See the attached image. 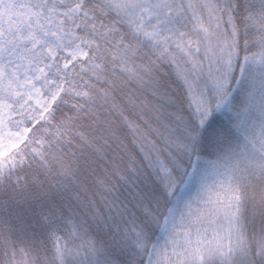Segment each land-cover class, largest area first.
<instances>
[{
	"label": "snow or ice",
	"instance_id": "6c2138e0",
	"mask_svg": "<svg viewBox=\"0 0 264 264\" xmlns=\"http://www.w3.org/2000/svg\"><path fill=\"white\" fill-rule=\"evenodd\" d=\"M0 264H264V0H0Z\"/></svg>",
	"mask_w": 264,
	"mask_h": 264
}]
</instances>
